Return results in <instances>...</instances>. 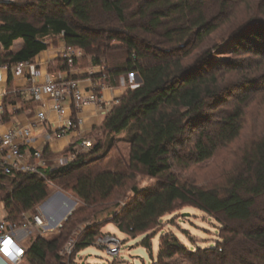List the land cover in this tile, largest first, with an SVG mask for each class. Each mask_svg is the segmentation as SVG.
Wrapping results in <instances>:
<instances>
[{"label":"trees","instance_id":"trees-1","mask_svg":"<svg viewBox=\"0 0 264 264\" xmlns=\"http://www.w3.org/2000/svg\"><path fill=\"white\" fill-rule=\"evenodd\" d=\"M48 1L0 2V45L7 52L0 62L31 61L47 49V37L62 35L66 45L91 54L93 64L106 63L107 74L137 72L142 82L128 88L110 110L103 124L105 140L99 139L90 152L77 154L62 166H50L46 177L0 173V201L8 220H21L24 212L45 201L49 180H61L64 190L81 201L58 235L32 240L24 260L67 264L60 252L73 233L78 235L77 252L93 246L103 234L100 221L109 200L140 172L158 182L134 206L114 214L111 221L120 231L153 230L180 204L203 210L224 224L223 242L215 249L189 250L175 234L163 235L153 264H177L180 256L191 264H233L235 251L255 259L238 258L240 264H264V134L246 151L241 172L226 188L182 183L174 172L176 165L185 164L180 149L191 128H199L191 158L195 163L209 160L219 147L240 136L248 95L240 98L244 106H236L218 122L209 116L212 102L225 93L227 68H236L231 57L219 69L216 56L227 47L237 54L244 41L264 49V0H50L70 7L84 25L92 23L96 1L102 12L114 14L120 23L119 29L105 32L79 31L64 14L44 16L40 25L26 18L24 12L36 7L42 15ZM19 39L22 48L12 52ZM110 51H120L124 58L107 63ZM119 140L130 145L126 169L102 166L101 156L95 155L103 149L110 152ZM155 235H147L142 245L152 250Z\"/></svg>","mask_w":264,"mask_h":264},{"label":"rangeland","instance_id":"rangeland-1","mask_svg":"<svg viewBox=\"0 0 264 264\" xmlns=\"http://www.w3.org/2000/svg\"><path fill=\"white\" fill-rule=\"evenodd\" d=\"M28 1L36 4V0ZM45 5L42 15L40 14V8L36 7L24 12L26 18L32 23L40 25L44 16L64 14L68 22L79 31L91 28L105 32L108 29L116 30L120 28V23L116 16L102 12L96 1L90 25H84L79 22L70 7L56 6L50 0ZM117 44V41L112 43L114 46ZM227 48L223 53L216 56V64H218L219 69H223L222 62L233 57L236 68L234 70L233 68H227L229 72L223 83L225 93L223 97L212 102L209 116L212 122H218L221 116L231 112L236 106H244L240 98L248 95L243 129L236 140L226 146L219 147L209 160L195 163L191 161V158L194 154V142L197 139L199 128H191L187 132L180 149V155L185 164L174 167V172L182 183L217 189L228 187L230 179L241 172L246 151L264 134V49H259L250 41H244L235 55L232 53L231 47ZM109 54V59L111 60L107 63L112 62L113 59L121 60L124 58L120 51H110ZM92 59V55L86 50L79 49L78 55L74 60V67L78 69L86 68L91 65ZM121 136H125V134L123 133ZM129 147L128 142L119 140L115 142L110 152L104 153L103 149L95 156H101L102 166L117 167L123 170L126 169L128 162ZM90 150L76 148L71 153L66 152L50 157L48 161L51 167H59L65 161L73 160L75 155L90 152ZM157 182L158 178L156 177L136 172L135 177L128 181L127 186L117 190L109 200V208L104 211L100 221L103 224L101 231L103 234H115L121 240V249L118 254L111 255L103 247L94 244L78 252L74 248L70 256L60 253L63 261L67 264H153L157 261L160 238L169 232L175 234L189 250L217 248L220 245L219 242H223L222 236L225 235L224 224L214 215L191 205H178L175 210L165 214L156 227L148 232L130 234L119 230L117 225L111 221L114 214L134 206L135 201L142 200L147 191L153 189ZM47 183L50 194L43 201L44 203L50 201L54 194L62 192L76 202L73 211L81 205L80 199L72 191L64 190L61 180H49ZM4 209V204L0 202V219L4 215ZM65 221H62L61 224L63 225ZM61 228L62 226H54V231L49 233L46 238L55 237L60 233ZM19 233L23 235L22 244L26 248L30 246L32 240L40 236L39 231L34 227L30 228V233L28 234L22 231ZM154 233L156 235L151 240L152 250H149L142 245V242L147 235ZM72 236L75 240L78 237L76 233H73ZM235 257L233 264H240L238 258L255 261L253 256L240 254L236 251ZM176 263L191 264L183 256H180ZM21 264H28V262L24 260Z\"/></svg>","mask_w":264,"mask_h":264},{"label":"crops","instance_id":"crops-1","mask_svg":"<svg viewBox=\"0 0 264 264\" xmlns=\"http://www.w3.org/2000/svg\"><path fill=\"white\" fill-rule=\"evenodd\" d=\"M13 1L15 0H0L4 3ZM46 40L47 49L40 52L31 61L17 64L0 62V107L4 109V115L0 121V133L23 126H31L32 134L28 140L27 148L42 150L48 167H50L48 158L66 152L71 153L72 150L78 148L82 138L91 139L96 144L99 139L104 142L103 124L108 113L128 88H135L140 84V75L135 72L113 76L107 74L106 63L95 65L92 61L90 66L78 69L74 67V64L70 66L61 56V52L66 47L62 35L49 36ZM22 46L23 40L19 39L15 41L11 51L17 52ZM4 54L7 52L3 51L0 45V56ZM49 76H53L58 81L77 78L83 89L96 88L101 96L102 109L98 105L84 106L81 109V115L85 120L84 126L78 130L67 132L58 140H49L47 136L53 135L66 124V116L55 111L51 101L45 97L37 99L31 93V87L34 84L46 82ZM39 110L46 112V120L31 125ZM53 197H57V202L51 205V208L48 207V203L43 202L35 210H30L31 212L40 210L52 228L62 212L68 210L75 202L68 195H62L61 192L54 194ZM22 238L23 235L19 233L18 239L21 242Z\"/></svg>","mask_w":264,"mask_h":264},{"label":"built area","instance_id":"built-area-1","mask_svg":"<svg viewBox=\"0 0 264 264\" xmlns=\"http://www.w3.org/2000/svg\"><path fill=\"white\" fill-rule=\"evenodd\" d=\"M78 50V47L66 45L61 56L72 66L78 55ZM31 93L37 99L45 97L51 101L52 108L67 118L66 124L59 131L47 136L49 140H58L67 132L82 128L85 120L81 115V109L84 106L98 105L102 109L98 89H83L77 78L58 81L53 76H49L46 82L34 84L31 87ZM3 115L4 109L0 107V121ZM46 118V112L39 110L31 125L42 123ZM31 134V126H23L0 133V173L6 175L31 173L46 177V171L49 167L44 152L39 149L29 150L27 148ZM78 145V148L90 150L96 143L91 139L82 138ZM3 213L4 215L0 219V264H21L27 248L18 239V233L22 231L28 234L30 228L34 227L41 236L46 237L54 229L40 210L24 212L19 221L8 220L6 208ZM121 244L118 236L110 233L100 235L95 241V245L103 247L111 255L119 253ZM75 245L76 240L71 237L60 253L70 256Z\"/></svg>","mask_w":264,"mask_h":264},{"label":"water","instance_id":"water-1","mask_svg":"<svg viewBox=\"0 0 264 264\" xmlns=\"http://www.w3.org/2000/svg\"><path fill=\"white\" fill-rule=\"evenodd\" d=\"M141 82H142V79L140 78L139 83H141ZM61 194L64 195L62 192H61ZM47 203L48 202H46L45 204H47ZM75 204H76V202H73V205L68 210H65L64 212H62L60 217L57 220H55V223H54L55 226H62V224H61L62 221H65L70 217V215L73 212Z\"/></svg>","mask_w":264,"mask_h":264},{"label":"bare ground","instance_id":"bare-ground-1","mask_svg":"<svg viewBox=\"0 0 264 264\" xmlns=\"http://www.w3.org/2000/svg\"><path fill=\"white\" fill-rule=\"evenodd\" d=\"M59 195V194H58ZM54 196V195H53ZM59 198V197H58ZM57 202V197H53L50 201H48V207L51 208V205ZM72 202V201H71ZM65 209V208H64Z\"/></svg>","mask_w":264,"mask_h":264}]
</instances>
